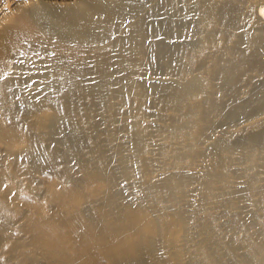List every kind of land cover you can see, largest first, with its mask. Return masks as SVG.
Wrapping results in <instances>:
<instances>
[{
    "label": "bare ground",
    "instance_id": "obj_1",
    "mask_svg": "<svg viewBox=\"0 0 264 264\" xmlns=\"http://www.w3.org/2000/svg\"><path fill=\"white\" fill-rule=\"evenodd\" d=\"M12 4L0 257L29 230L47 264H264V0Z\"/></svg>",
    "mask_w": 264,
    "mask_h": 264
},
{
    "label": "rangeland",
    "instance_id": "obj_2",
    "mask_svg": "<svg viewBox=\"0 0 264 264\" xmlns=\"http://www.w3.org/2000/svg\"><path fill=\"white\" fill-rule=\"evenodd\" d=\"M5 2L7 1V4H9V5H12L13 6V4H12V1L13 0H4ZM27 2H37V1H43V2H56V3H64V4H74V3H76L78 0H26ZM156 36V37H155ZM155 36H151V38H152V40L153 39H155V38H159V37H165L166 35H164V34H158V35H155ZM175 38H179V37H175ZM181 39H184V37H180ZM41 56V57H40ZM28 57H29V59L25 56V58L24 57H18V59L17 58H15L14 59V61H15V66L13 67L14 69H15V67L17 66V67H19V68H17V69H15V72L14 73H16V71H17V74H15V76L17 77V79H18V76H19V79L18 80H21L24 76V78H26V76H27V82L26 81H23V82H26V83H24V88H25V86L26 87H29V88H26V89H31V88H33V87H35V84L37 83L36 81H38L39 80V74H40V72H38L39 70L42 72V71H44L45 69V67H46V64H47V62L45 61V57L44 56H42V55H40L39 54V51H32L31 53H30V56L28 55ZM26 58H27V62L25 61L26 60ZM42 58H43V60H42ZM17 59V60H16ZM19 59H21V60H19ZM22 60H23V62H22ZM29 60V61H28ZM40 60H41V62H40ZM18 61H20V62H18ZM24 61H25V65L24 64H22V63H24ZM17 62V63H16ZM44 62V63H43ZM22 64V66L23 67H21L20 65ZM42 63V64H41ZM41 64V65H40ZM40 65V66H39ZM43 66H44V68H43ZM34 67H36L37 69H35ZM40 68H42V69H40ZM22 69V70H21ZM39 69V70H38ZM91 69V71H93L94 72V69L93 68H90ZM145 69H147V68H145ZM19 70H21V72L19 71ZM90 70H89V74H88V76L90 75L91 77H89L88 78V76H87V80L89 79V80H91L90 78H92V80H94L96 77H95V75L93 74V77H92V72H91ZM155 71V72H154ZM157 70H155V69H148V70H144L142 73H144L143 75H142V73H141V75L143 76V77H149L150 79H152V77L153 78H158V77H160L161 76V78L162 77H164V74H162V72L161 71H157ZM27 73V75H26V73ZM35 72V73H34ZM21 75H20V74ZM24 73V75H22ZM31 73V74H30ZM38 73V74H37ZM153 73H154V75H153ZM155 73H158L157 75L155 74ZM19 74V75H18ZM18 75V76H17ZM28 75H31V76H28ZM34 75V76H33ZM146 75V76H145ZM33 76V77H32ZM166 76V75H165ZM28 77L29 78H31L30 80H32L31 81V85L29 84L30 83V80L28 79ZM35 77H38V78H35ZM34 78H35V80H34ZM36 82V83H35ZM32 83H35V84H33V86H32ZM28 84V85H27ZM31 86V88H30V86ZM23 87V86H22ZM153 110V109H152ZM1 146H2V150H0L1 151V153H3V150L5 151L6 149H5V147H4V144L3 143H1ZM0 146V147H1ZM3 147H4V149H3ZM0 153V155L1 156H3L2 154ZM6 153V152H5ZM40 173H38V175H39ZM37 174H36V177L38 176ZM43 174H41L40 176H38L39 178H37V179H43V176H42ZM3 183V185L5 184V182H2L1 181V184ZM1 184H0V187H3V186H1ZM4 188V187H3ZM12 196H14V193L12 194V192L10 193ZM20 200V201H19ZM21 200H23L24 202H22ZM19 201V203H17L18 204V206L22 209V210H27V209H29L30 208V206H27V204L28 203H26L27 201L26 200H24V199H22V198H19V199H17L16 198V202H18ZM21 205V206H20ZM59 219H62V216H60L59 217ZM19 221H21V222H19ZM22 221H24V219L22 220V219H18V221L16 220L15 222H16V224L17 225H19V224H21V223H23ZM23 231V232H22ZM25 231V232H24ZM29 230H21L20 232L18 231L17 232V230L16 231H14L13 233H12V235H13V239L14 240H16L17 241V243H18V245H19V249H22L21 251H17V252H14L13 253V255L11 256L12 258H11V260L12 261H14V262H17L18 264H47V258H46V255L42 252V250L41 249H35L34 248V246H33V244H32V236H31V232L29 231ZM28 233H30V234H28ZM31 238H30V237ZM31 239V240H30ZM29 250V251H33V250H36V253H37V255H38V262H31L30 261V259H29V254L25 251V250ZM6 256L8 257L9 255L8 254H6ZM6 256H4V258L3 257H0V264H9V262L5 259L6 258Z\"/></svg>",
    "mask_w": 264,
    "mask_h": 264
}]
</instances>
